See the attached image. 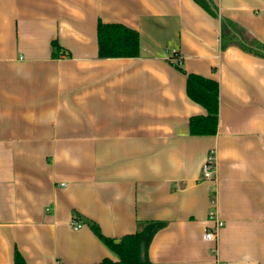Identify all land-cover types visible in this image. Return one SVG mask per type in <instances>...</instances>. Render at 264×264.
I'll use <instances>...</instances> for the list:
<instances>
[{"label": "crops", "instance_id": "crops-1", "mask_svg": "<svg viewBox=\"0 0 264 264\" xmlns=\"http://www.w3.org/2000/svg\"><path fill=\"white\" fill-rule=\"evenodd\" d=\"M212 3L0 0V264L117 262L89 223L118 240L147 221L166 223L151 264H264V57L221 46L222 22L264 46V0ZM99 23L136 31L137 57L100 58ZM188 74L218 83L214 135L189 132Z\"/></svg>", "mask_w": 264, "mask_h": 264}, {"label": "trees", "instance_id": "trees-1", "mask_svg": "<svg viewBox=\"0 0 264 264\" xmlns=\"http://www.w3.org/2000/svg\"><path fill=\"white\" fill-rule=\"evenodd\" d=\"M210 15L216 16L217 9L212 0H193ZM243 31L237 26L222 22L221 46L237 45L242 50L257 56L264 57V46L254 40L242 42ZM98 56L100 58H134L138 55V33L121 24H102L97 26ZM59 47L52 42L53 58L57 57ZM186 95L201 105L205 111L204 116H193L189 119L188 128L192 135H214L218 123V83L209 78L195 74H188L185 83ZM165 222L147 221L138 222L137 230L114 240L104 236L98 226L89 223L92 232L116 256L117 262L109 258L103 259L99 264H151L147 257V250L154 235L165 226ZM13 264H26L20 253L15 250Z\"/></svg>", "mask_w": 264, "mask_h": 264}, {"label": "built area", "instance_id": "built-area-1", "mask_svg": "<svg viewBox=\"0 0 264 264\" xmlns=\"http://www.w3.org/2000/svg\"><path fill=\"white\" fill-rule=\"evenodd\" d=\"M169 59H173L175 61L174 64L176 66L180 64V58L177 56L176 51L171 52ZM215 168L216 164L214 160V155L213 152L210 151L201 167V180L212 181L214 179ZM207 217L208 220L213 222V228L207 229L204 232L203 239L205 241H214L216 239L218 229L223 226V222L218 218L217 211L215 208H211L208 211ZM71 224L74 230L81 227V224L75 221H73Z\"/></svg>", "mask_w": 264, "mask_h": 264}]
</instances>
